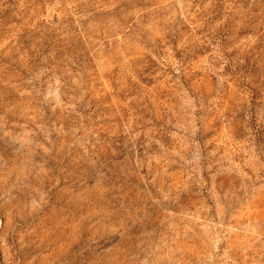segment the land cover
Wrapping results in <instances>:
<instances>
[{"label":"rangeland","instance_id":"rangeland-1","mask_svg":"<svg viewBox=\"0 0 264 264\" xmlns=\"http://www.w3.org/2000/svg\"><path fill=\"white\" fill-rule=\"evenodd\" d=\"M251 1L0 0V264H264Z\"/></svg>","mask_w":264,"mask_h":264},{"label":"trees","instance_id":"trees-1","mask_svg":"<svg viewBox=\"0 0 264 264\" xmlns=\"http://www.w3.org/2000/svg\"><path fill=\"white\" fill-rule=\"evenodd\" d=\"M257 0H252L251 4L248 7L249 13H250V21H249V31L250 33L254 34L256 32L259 40V48H257V51H260L264 53V0H260L258 4H256ZM248 5V2L246 4V7ZM261 17V20L258 21V16ZM254 16V18H253Z\"/></svg>","mask_w":264,"mask_h":264}]
</instances>
